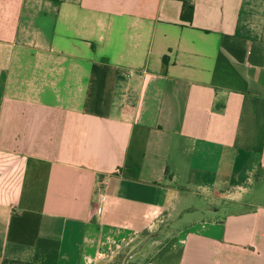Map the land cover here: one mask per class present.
Masks as SVG:
<instances>
[{"label":"crops","instance_id":"obj_1","mask_svg":"<svg viewBox=\"0 0 264 264\" xmlns=\"http://www.w3.org/2000/svg\"><path fill=\"white\" fill-rule=\"evenodd\" d=\"M259 182L264 0H0V264H264Z\"/></svg>","mask_w":264,"mask_h":264},{"label":"rangeland","instance_id":"obj_2","mask_svg":"<svg viewBox=\"0 0 264 264\" xmlns=\"http://www.w3.org/2000/svg\"><path fill=\"white\" fill-rule=\"evenodd\" d=\"M197 194H199V193L197 192ZM195 197L196 198L193 201V205L196 207H199V206L205 207L207 204H212V200L210 198H203L199 195H196ZM247 197L250 199V201H255V198L257 200L264 201V183L259 182L257 189H255V195L249 194V195H247ZM217 208L222 212L219 214H215V213L210 212V211L206 212L205 209L186 212L185 214L182 215L180 220H178L176 223H173L172 227L174 229H180V228L184 227L186 223L193 222V221L198 220V219L217 218V217L223 216L226 212H228L227 210L230 209V207H225V206L221 207L220 205H218ZM174 229H172V230H174ZM123 255L124 254L121 253L119 256H117V258H114V260H112L113 264H114V261L116 259H118L119 264H125L124 259H125L126 255H124V256ZM110 263L111 262H109L107 264H110Z\"/></svg>","mask_w":264,"mask_h":264},{"label":"trees","instance_id":"obj_3","mask_svg":"<svg viewBox=\"0 0 264 264\" xmlns=\"http://www.w3.org/2000/svg\"><path fill=\"white\" fill-rule=\"evenodd\" d=\"M194 8L193 6H189L188 4L184 3L183 5V12H182V18L191 19L193 16ZM2 264H29V263H23L19 261L14 260H5ZM113 264V263H112ZM114 264H119V261H114Z\"/></svg>","mask_w":264,"mask_h":264},{"label":"built area","instance_id":"obj_4","mask_svg":"<svg viewBox=\"0 0 264 264\" xmlns=\"http://www.w3.org/2000/svg\"><path fill=\"white\" fill-rule=\"evenodd\" d=\"M100 198L102 199V196L100 195Z\"/></svg>","mask_w":264,"mask_h":264}]
</instances>
